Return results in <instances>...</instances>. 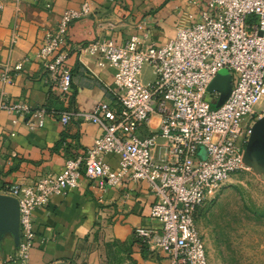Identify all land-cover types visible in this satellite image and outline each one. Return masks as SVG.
Instances as JSON below:
<instances>
[{"label": "built area", "instance_id": "obj_1", "mask_svg": "<svg viewBox=\"0 0 264 264\" xmlns=\"http://www.w3.org/2000/svg\"><path fill=\"white\" fill-rule=\"evenodd\" d=\"M88 9L87 1L78 9H65L54 28L43 32L34 55L45 81L61 94L70 86V72L63 65L67 28ZM79 49L95 56L98 66L112 69L114 98L89 111L58 114L62 124L75 118L100 129L83 155L66 157L58 172L2 189L18 206L19 238L10 258L32 264V211L51 196L75 189L84 176L99 191L120 185L123 178L144 181L153 196V224L134 227L133 236L162 253L167 264H209L195 214L232 174L249 168L243 163L244 146L254 119L264 113V104L253 109L264 98V0H203L196 20L178 27L162 45H154L144 32L121 43L93 38ZM143 66L151 73L145 82ZM221 69L228 72L231 88L213 107L219 92L207 91V86ZM6 70L0 71L2 82ZM0 110L12 115V123L22 117L28 129L43 124L45 110L31 109L24 101L1 96ZM153 116L155 129L139 135L138 127ZM108 154L116 156L115 168L103 160Z\"/></svg>", "mask_w": 264, "mask_h": 264}, {"label": "crops", "instance_id": "obj_2", "mask_svg": "<svg viewBox=\"0 0 264 264\" xmlns=\"http://www.w3.org/2000/svg\"><path fill=\"white\" fill-rule=\"evenodd\" d=\"M89 3L87 13L67 28L63 65L70 72L69 90L61 94L47 83L35 58L43 32L53 29L65 9ZM49 4L46 7V4ZM203 0H0V97L24 101L31 109L45 110L41 127L28 129L19 117L0 110V194L9 184H28L40 175L58 172L69 156H81L100 134L97 125L71 118L65 124L58 113L66 109L89 111L99 102L110 103L112 69L98 66L96 57L79 49L93 38L116 43L132 34L146 33L154 45L172 38L178 27L196 20ZM18 65V68H15ZM51 110L55 112H51ZM58 112V113H57ZM156 118L140 125L146 135ZM103 160L112 168L117 158ZM153 196L144 181L123 178L120 185L96 190L81 176L78 186L63 196L53 195L32 211L34 231L32 264H167L162 253L151 251L134 236L136 226L149 227ZM11 237L0 241V264H17Z\"/></svg>", "mask_w": 264, "mask_h": 264}, {"label": "rangeland", "instance_id": "obj_3", "mask_svg": "<svg viewBox=\"0 0 264 264\" xmlns=\"http://www.w3.org/2000/svg\"><path fill=\"white\" fill-rule=\"evenodd\" d=\"M143 82L150 68L141 69ZM261 98L253 106L259 111ZM251 168L232 174L195 214L209 264H264V172Z\"/></svg>", "mask_w": 264, "mask_h": 264}, {"label": "water", "instance_id": "obj_4", "mask_svg": "<svg viewBox=\"0 0 264 264\" xmlns=\"http://www.w3.org/2000/svg\"><path fill=\"white\" fill-rule=\"evenodd\" d=\"M231 81L228 72L221 69L216 72L207 86V91L216 90L218 98L213 107L219 106L228 96ZM243 163L262 175L264 172V113L256 119L250 127V132L243 150ZM8 234L14 248L18 244V206L15 198L0 194V241ZM51 264H69L65 261H57Z\"/></svg>", "mask_w": 264, "mask_h": 264}, {"label": "trees", "instance_id": "obj_5", "mask_svg": "<svg viewBox=\"0 0 264 264\" xmlns=\"http://www.w3.org/2000/svg\"><path fill=\"white\" fill-rule=\"evenodd\" d=\"M51 112L53 113V112H55V111L51 110ZM57 113H58V112H57ZM59 113H60V112H59ZM59 113H58V114H59Z\"/></svg>", "mask_w": 264, "mask_h": 264}]
</instances>
